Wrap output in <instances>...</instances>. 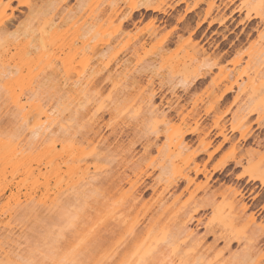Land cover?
Here are the masks:
<instances>
[{
  "label": "rangeland",
  "instance_id": "1",
  "mask_svg": "<svg viewBox=\"0 0 264 264\" xmlns=\"http://www.w3.org/2000/svg\"><path fill=\"white\" fill-rule=\"evenodd\" d=\"M145 1L0 0V141L13 140L24 154L20 157H27L18 168L3 166L0 159V243L7 250L17 244L15 253L25 264H102L107 247L102 235L113 240L122 229L102 231L90 241L81 230L89 219L98 220L97 207L112 205L105 188L118 176L124 191L129 189L128 174L137 195L135 233L149 230L161 239L165 232L180 242L183 234L177 233L173 213L193 211L212 196L214 209L200 208L201 224L189 227L225 258L247 247L251 255L242 264H264V186L245 175L251 165L264 170V0H147L157 10L145 8ZM83 70L91 79L84 91L93 99L86 107L96 112L91 121L98 120L89 121L90 129H78L75 144L71 140L79 144L75 150L62 147L70 140L59 132L56 140L44 139L56 142L59 178L44 153L48 141L32 139L29 131L38 122L43 125L44 116L34 113L23 120L19 105H68L69 83L82 79ZM123 71L153 94L165 117L148 111L140 88L124 86ZM116 75L123 85L114 90ZM96 103L99 110H93ZM62 114L74 130L72 113L66 108ZM86 117L88 122L91 116ZM220 128L228 142L215 138ZM186 129L211 133L212 156L204 153L196 160L210 174L208 180L195 177L189 170L193 164L188 167L182 159L202 148L203 135H189L186 149L173 140ZM100 149L105 155L92 159L89 153ZM77 156L88 158L91 175L110 172L109 180L100 176L96 183L88 179L90 186L73 185L64 172L69 157ZM223 161L226 168L214 170ZM187 171L193 178L189 184L183 176ZM237 190L244 214L230 207ZM160 193L164 209L158 207ZM220 235L229 238L227 246ZM180 245L186 248L188 242ZM133 256L129 249L122 257Z\"/></svg>",
  "mask_w": 264,
  "mask_h": 264
},
{
  "label": "bare ground",
  "instance_id": "2",
  "mask_svg": "<svg viewBox=\"0 0 264 264\" xmlns=\"http://www.w3.org/2000/svg\"><path fill=\"white\" fill-rule=\"evenodd\" d=\"M17 1H19V0H17ZM142 4L145 5L144 6L145 8H147V7L150 8L152 3L150 4L149 1L147 2V0H146L144 3L142 2ZM149 8H147V9H149ZM151 8H153V10L158 9V7H156V6H152ZM96 72H97V70L93 71V73H96ZM125 72H124L123 77L120 76L121 80L126 81L125 82L126 85H124V86L135 85V87L140 88V91H139L140 97L142 98L143 101H145L146 106L148 107V111H150L154 115L156 114L157 116H160V117L164 116L165 117L166 114L163 111H160V109L158 107H155L154 101H153V94L151 92L146 93L145 92L146 87L140 86V83L138 81H136L134 78L133 79L130 78V75H128L130 78L129 79L127 77V74H125ZM82 73H83L82 79L81 78L76 79L75 81L73 80L72 83L71 82L69 83L71 85L70 86L71 88H69L71 91H70V95L67 96L70 99L68 102V105L65 104V105H63V107H60V109L58 107H54L52 105L45 107V105H43L40 102L31 103L30 105H28V107L25 104L19 105L20 110H22L21 118L23 120H28V118H29L28 116H30V114L32 116V115H34V113L37 114V116L40 114H42L44 116V122L45 123L43 125L39 126L40 122H38L37 124H34L31 128H29L30 135H31L32 139H34L36 141H42L43 140L42 142H46V141H48V140L44 141V139L46 137H50V139H51V137L53 136L55 138H53V137L52 138L56 140L57 138L55 135L56 134L59 135V133H60V135H63L64 138H66V140L67 139L70 140L67 142V145H66V143H64L65 139L63 140V144H65V145H62V147L65 148V150L67 149V151H71V150H73V149L75 150L77 148V146L79 144L77 146L76 145L74 146V145H72V142H74L73 139L77 138L76 133H77L78 129L80 127H83V128L85 127L86 129H90L91 125H89V124L94 125L95 121L98 120L96 118L94 121H91L92 118L94 117V115L96 114V112L93 115V114H91V108L86 107L88 105V103L93 100L89 96H86V91H84V88L91 81V79H89V77L86 78L84 76V70L82 71ZM91 73L92 72H90L89 76H91ZM120 73L122 74V72H120ZM120 73H119V75H120ZM119 75H116L115 77L111 78V83H112V86H114V90H116V88L118 89L119 84L121 85L120 79L118 78ZM62 84L65 85L67 83L65 82ZM112 86H111V88H112ZM121 89L123 90V88H121ZM119 91H120V89H119ZM94 100L96 101V99H94ZM91 106H93V105H91ZM66 108H68V110L72 113L71 119H74L75 123L77 124V127L74 128V130L70 129L71 124L64 122L65 117L62 114V111H64V109H66ZM83 108L85 110L81 111V109H83ZM99 108H100V105L97 104L95 109L93 108V110H99ZM86 116L87 117L91 116V119L88 120V118ZM85 117L87 118L86 120H88V122L87 121L85 122ZM81 119H83L84 122ZM80 121L83 123H81ZM89 121H91L93 123H91V122L89 123ZM79 123H81L82 125H80ZM84 123H85V126H84ZM86 124L89 126H87ZM197 131H199V130L198 129H186L183 132H180L179 134L174 135L173 140L176 141L177 146H179L182 149H186L187 148L186 146L188 145V143L185 139L189 135L191 136V134L197 133L198 138L200 137V134L203 135V137L201 136L202 142H203L202 148L193 152L191 158H189V159L187 158L185 160V157H182V159H183L185 164L188 163L187 164L188 167H189V162H191L193 164V167L189 168V170L194 173L195 177H197L199 174H201L208 180L211 177L210 174L206 171L205 168L200 169V167H198L196 164V160L199 158V156L201 154H204V153L207 154L208 157L212 156L213 153L208 151V148L212 144L211 133H210V131L205 132L204 130H200V132H197ZM214 136H215V138L221 137L223 142L229 141V138L226 136L225 130L222 128L218 129L214 133ZM52 140H49L47 142L49 144L46 146V149H45L46 152H44V153L45 154L47 153L48 154L47 156H49V157H47L48 162L50 164L51 163L53 164V167H52L53 169H51L52 172L54 173L55 176L59 177L62 175L61 174V166L56 164L58 162H56L54 164V160L56 157H53V155H54V152L56 150V148H55L56 142L54 140L53 141ZM71 140H72V142H71ZM12 141L13 140L10 141L11 143L10 142L4 143V142L0 141V159L2 161L1 165H3V163L6 165L11 164V165L15 166L16 168H18L19 166L24 165L23 163L26 161L27 157H25V156L20 157V155L22 156L23 152L22 153H21V151L19 152L18 149L15 148L16 143H14V141L13 142ZM75 142H74V144H75ZM107 146L108 145H106L105 149H107ZM103 147H101V148H103ZM54 148H55V150H54ZM105 149L95 150L93 153H89V154L92 156L91 157L92 159H96L100 156L105 155L104 152L101 153V151L105 150ZM16 151L19 152V155L16 153ZM78 151L79 150H77V152ZM81 152H82V150L79 151L78 153H81ZM83 153H86V152L83 151ZM16 154H17V156H16ZM81 155H83V154L81 153ZM84 155H86V154H84ZM75 156H76V154H75ZM85 158L86 157H78V156L77 157H69V161L71 164L70 165L68 164V166H66L67 171L65 170L66 172H64V173L67 174V177L69 176L71 183L73 181H78V183L82 182V184H84V186L86 184L88 185V183H89L88 186H90V184L92 183V182L90 183V181H92L91 179H93V181L95 183H96V181L99 182L100 179H102V178L106 181L109 180V173L110 172H107L106 175L101 176L102 174L100 172L99 173L101 175L99 173H97L98 172L97 170H93V172L95 171V173L93 175H91L92 173H89V171H88V168H89V165L87 164L88 158H87V160ZM103 158L107 159L108 162H111V160H112L109 157H103ZM78 161L79 162L85 161V162L84 163H78ZM236 164H237V162H236ZM3 166H5V165H3ZM226 166H227V162L223 161L221 164L215 165L214 170L221 171L224 168H226ZM252 166H254V165H251L249 167L251 169L249 170L248 174L244 172L245 175H247L246 178H248L251 181H258L261 186H264V170H261L260 167L257 165H255L254 167H252ZM97 167L94 169H97ZM25 168L27 170L28 166H25ZM77 174H79V175L75 176ZM100 176H101V178L99 179ZM183 176H184V179L187 182V184H189L190 182L193 181V178L190 177V174L188 171L185 172L183 174ZM241 176H242V174H241ZM76 177H77V179H76ZM73 178H75V179L73 180ZM124 178L126 179V182L129 184V189L127 191H124V186L122 183H120V176H118L117 181H114L112 186H107L105 188L106 202L111 201L112 205L109 207L108 205L102 204L99 207H97L96 212H95L96 217L95 216L94 217L96 218L95 221L97 219L98 220L96 222H94V219H89V220H92L93 223L90 224L92 221L90 222L88 220L89 224L85 223L87 225H85L81 230V235H82L81 237L86 241H88V240L90 241V239L95 238L98 235H101L102 231H105L108 233H114L115 230L122 229V232H120L117 237H114L113 240H112V238H110L109 235L108 236L102 235L107 242V244H106L107 247H105V250H104L102 258H101L102 264H159V263L161 264L162 262L164 264H242L243 262H246L247 260H249L251 254H250V251L247 247L242 248L240 251L233 253V254H230L228 258H225L222 250H216L215 248L211 249L212 248L211 246H205L204 242H202L203 236H199L197 234V231L195 230L196 228L194 229V228L189 227V224L192 225L193 222H197L194 225L196 227H198L199 224H201L202 220L199 217H196V213L198 212V210L200 208L204 209L206 207H209V208L214 209V205L212 202V196L206 198L193 211H190V212H187V211L182 212L181 211L180 212V209H179L178 211H175L173 213L172 222L177 226V233L183 234L180 242H172L173 240H170L168 238L169 236L167 237L165 232H164V236L161 239L152 237L149 233V230L144 231V232L135 233L136 232L137 219L133 214L135 211V206H136L135 201L137 199V195L135 192L134 181H132L130 175L128 174ZM172 185L175 186L176 183H172ZM111 191H113L112 194H110ZM241 193L242 192H240L238 190L235 191L234 198L230 201V207L234 210L238 209V211L240 213H243L245 211V208H246V206L243 203H241V200L243 197L240 198L239 200H236L237 195H238V197L242 196ZM164 198H165V195H163L161 193L158 194V196H157V201L159 203L158 207L160 209H164V207H165L166 200ZM57 199H58V196L54 197V201H52V202H54V205L57 204ZM99 220L101 222L98 223ZM249 221L254 222V218L250 217ZM96 223H98V224L96 225ZM100 224H101V226H100ZM3 225L5 226L6 224H3ZM128 237H129V240L126 242V239ZM82 238H81V240H83ZM218 238L224 239L226 246L229 244V238L226 239V236L220 235ZM86 241H84V242H86ZM125 242H126L125 246L121 247L122 244H124ZM181 242L185 243V244H187V242H188V247L187 246H186V248L181 247V245H180ZM9 246H8L9 249L7 250V249L3 248V246L1 247V243H0V264H25L23 261V258H21L20 256H18V254L15 253V251L17 250L16 249L17 244H11ZM163 246H166L164 249L167 248V250L164 251ZM10 248L13 249V251ZM129 249H131L132 255H134L130 260L122 257L126 253V251H128ZM10 251H12V252H10Z\"/></svg>",
  "mask_w": 264,
  "mask_h": 264
}]
</instances>
